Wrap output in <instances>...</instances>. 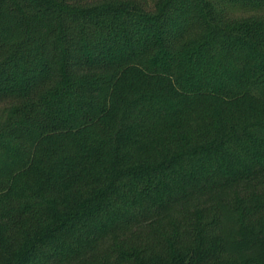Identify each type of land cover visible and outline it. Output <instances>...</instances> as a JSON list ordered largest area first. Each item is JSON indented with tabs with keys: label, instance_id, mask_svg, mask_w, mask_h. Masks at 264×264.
<instances>
[{
	"label": "trees",
	"instance_id": "obj_1",
	"mask_svg": "<svg viewBox=\"0 0 264 264\" xmlns=\"http://www.w3.org/2000/svg\"><path fill=\"white\" fill-rule=\"evenodd\" d=\"M220 2L0 0V264H264V12Z\"/></svg>",
	"mask_w": 264,
	"mask_h": 264
},
{
	"label": "rangeland",
	"instance_id": "obj_2",
	"mask_svg": "<svg viewBox=\"0 0 264 264\" xmlns=\"http://www.w3.org/2000/svg\"><path fill=\"white\" fill-rule=\"evenodd\" d=\"M220 1L223 2V0H220ZM225 3L227 4V5H225L226 12L228 14H232V15H236V16L248 15V14H252L255 12H261V11L264 12V4L233 3V2H231V0H225ZM220 5L224 6L222 3ZM227 192H230V191L227 190ZM226 194H229V193H226ZM107 242H105L104 244H106Z\"/></svg>",
	"mask_w": 264,
	"mask_h": 264
}]
</instances>
